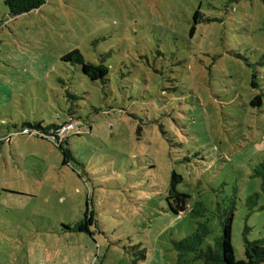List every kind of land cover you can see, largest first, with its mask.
I'll use <instances>...</instances> for the list:
<instances>
[{
	"label": "rangeland",
	"instance_id": "obj_1",
	"mask_svg": "<svg viewBox=\"0 0 264 264\" xmlns=\"http://www.w3.org/2000/svg\"><path fill=\"white\" fill-rule=\"evenodd\" d=\"M75 49L104 85L61 60ZM69 112L64 165L21 131ZM263 160L262 0H47L15 18L0 0V264H202L173 241L203 225L212 246L227 217L244 260V238L264 241Z\"/></svg>",
	"mask_w": 264,
	"mask_h": 264
},
{
	"label": "trees",
	"instance_id": "obj_2",
	"mask_svg": "<svg viewBox=\"0 0 264 264\" xmlns=\"http://www.w3.org/2000/svg\"><path fill=\"white\" fill-rule=\"evenodd\" d=\"M47 0H4V5L7 8L8 16L15 18L31 11L41 8ZM264 3V0H262ZM193 24L190 30V34H193L195 26L202 22V14L199 11L194 12L192 15ZM64 63H69L72 65H77L81 68V72L85 75L91 82H100L105 84L109 75V68L106 67L103 62L93 63L86 61L79 52L75 49L61 58ZM254 74L252 76L251 86L255 88L256 84L254 81ZM262 104V98L256 95L250 101L252 107H260ZM79 124L77 118L74 116L73 112H69L66 121L51 124L49 126L43 127L41 123H37L33 127H26L22 129V133H28L37 138L47 140L54 147H56L62 154V162L66 165L70 159V154L64 146L66 145L67 139L73 133H60L61 129L67 125ZM254 177L260 179V188L264 192V160L260 162L255 168ZM180 177L172 172L170 178L169 189L167 191L166 201L168 203L169 210L177 215L181 214L186 210V200L187 195L179 193L176 190V185ZM193 212V211H192ZM90 218H86V212L83 219L76 223L73 230L78 232L86 233V225L90 223ZM222 234L214 239L212 246H206L202 248L204 242V237L210 232L208 228L203 225H199L197 229L186 238L179 241H173V246L176 251H178V259L180 263L187 261L186 256L191 255L192 260L200 261L202 264H261L264 262V241H248L244 238V260L235 261L234 259V249L231 244L230 239V227H231V217H227L222 223ZM185 257V258H184Z\"/></svg>",
	"mask_w": 264,
	"mask_h": 264
},
{
	"label": "built area",
	"instance_id": "obj_3",
	"mask_svg": "<svg viewBox=\"0 0 264 264\" xmlns=\"http://www.w3.org/2000/svg\"><path fill=\"white\" fill-rule=\"evenodd\" d=\"M73 129V125H67L64 128L61 129L60 133H67Z\"/></svg>",
	"mask_w": 264,
	"mask_h": 264
}]
</instances>
